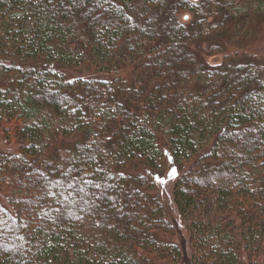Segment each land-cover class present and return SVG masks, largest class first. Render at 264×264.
<instances>
[{
  "label": "trees",
  "instance_id": "obj_1",
  "mask_svg": "<svg viewBox=\"0 0 264 264\" xmlns=\"http://www.w3.org/2000/svg\"><path fill=\"white\" fill-rule=\"evenodd\" d=\"M263 31L264 0H0V264H264Z\"/></svg>",
  "mask_w": 264,
  "mask_h": 264
},
{
  "label": "rangeland",
  "instance_id": "obj_2",
  "mask_svg": "<svg viewBox=\"0 0 264 264\" xmlns=\"http://www.w3.org/2000/svg\"><path fill=\"white\" fill-rule=\"evenodd\" d=\"M249 48L252 50L253 53L259 54V55H264V31L263 35L258 39L253 41L250 45ZM223 55H214L208 58L211 64H218L222 61ZM18 142L17 140L13 141H8L5 139L2 135H0V151H16L18 148ZM171 167V163L166 162L164 166V172L165 175L164 177L160 180L158 186L156 187L155 191L159 192L166 203L169 213H170V218L174 222L177 228V235L175 239L177 241H180V244L184 248V252L189 253L190 252V246H189V234L187 231V221L184 220L176 207V204L174 202V195H173V190L174 186L176 183V179L178 176V173L176 172L174 176H170V172L173 168ZM161 181H164L161 183ZM186 264V263H185Z\"/></svg>",
  "mask_w": 264,
  "mask_h": 264
},
{
  "label": "snow or ice",
  "instance_id": "obj_3",
  "mask_svg": "<svg viewBox=\"0 0 264 264\" xmlns=\"http://www.w3.org/2000/svg\"><path fill=\"white\" fill-rule=\"evenodd\" d=\"M185 19H188V17H185ZM176 173V170L175 169H172L171 172H170V176H174ZM164 181H161V183H163Z\"/></svg>",
  "mask_w": 264,
  "mask_h": 264
}]
</instances>
